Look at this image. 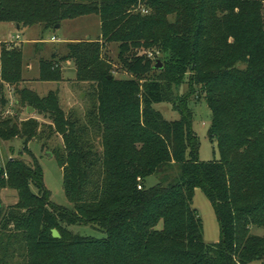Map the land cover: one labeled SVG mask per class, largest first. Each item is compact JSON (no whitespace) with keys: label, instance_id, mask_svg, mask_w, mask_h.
Listing matches in <instances>:
<instances>
[{"label":"trees","instance_id":"1","mask_svg":"<svg viewBox=\"0 0 264 264\" xmlns=\"http://www.w3.org/2000/svg\"><path fill=\"white\" fill-rule=\"evenodd\" d=\"M142 5L151 13L134 12ZM92 14L101 38L118 45L123 71L158 78L138 85L97 70L96 104L84 117L63 113L53 93L38 99L20 92L50 120L49 134L61 137L62 147L50 153L72 208L50 201L27 149L30 162L0 165V189L17 194L6 210L0 202V247L23 240L28 264H264V0H0V23L18 30L54 29ZM69 52L74 56L73 47ZM22 59L21 50L0 45V139L20 137L26 150L34 126L17 130L2 118L7 86L21 82ZM44 65L40 79L56 80ZM184 84L202 93L218 160H198L193 114L187 99L173 93ZM161 103L179 118L165 120L153 109ZM46 138L41 148L48 147ZM150 177L156 182L146 187ZM196 189L216 216L217 243L203 242L191 205ZM74 225L93 226L105 237L72 235ZM254 228L262 235L252 234Z\"/></svg>","mask_w":264,"mask_h":264},{"label":"rangeland","instance_id":"2","mask_svg":"<svg viewBox=\"0 0 264 264\" xmlns=\"http://www.w3.org/2000/svg\"><path fill=\"white\" fill-rule=\"evenodd\" d=\"M134 12L146 15L151 13V10L142 5L136 7ZM52 37L55 41H52ZM1 44L21 50L23 55L21 82L17 86H7L5 94L9 104L5 107L2 118L12 119L11 122L17 130L23 129L25 124L26 127L34 126L35 136L28 141L27 146L25 145L26 150L23 149L24 140L20 137L9 140L0 139V165L4 167L6 162L13 158L30 162L26 154L28 149L38 161L43 186L50 195V201L60 207L72 208L63 190L60 164L57 157L50 153L53 148L62 147L61 137L49 134V129L46 127L51 124L50 120L36 108L27 106L26 102L21 99L20 92L25 90L38 99H43L49 93H53L63 113L84 117L91 106L96 104V80L99 75L97 70L103 68V71H107L110 74L109 77H114L116 81L134 80L138 85L157 79L158 75L148 73L138 79L123 71L117 60L118 45L101 38L100 20L94 14L64 20L57 29H44L38 25L17 30L12 23H0ZM69 47H73L74 56H70ZM52 54H55L56 58L50 63ZM158 57L161 56L158 55ZM41 61L45 63V75L56 80L40 79ZM79 67L85 75L83 81L77 78ZM173 93L179 95L181 99H187L186 105L193 114L192 130L199 142L198 160L203 163L218 160L217 143L215 140H210L207 134L211 117L200 89L194 87L193 91L189 92L184 84ZM153 109L167 121L179 118L178 113L168 103L154 105ZM46 137H50L46 142L48 147L41 148L43 141L47 140ZM155 182L156 179L150 177L145 185L151 187ZM0 202L5 210L13 206L17 202L16 191L0 189ZM191 205L202 222L203 242L205 244L217 243L220 239L218 222L210 202L199 189L194 191ZM68 230L72 235L82 237L94 239L105 237L102 231L90 225H74ZM252 234L261 236L262 230L254 228ZM14 252L17 254L11 258ZM28 262L27 248L23 240L21 242L12 241L7 249L0 247V264H28ZM249 264L262 263L254 261Z\"/></svg>","mask_w":264,"mask_h":264},{"label":"water","instance_id":"3","mask_svg":"<svg viewBox=\"0 0 264 264\" xmlns=\"http://www.w3.org/2000/svg\"><path fill=\"white\" fill-rule=\"evenodd\" d=\"M55 28H56V29L59 28V25H56ZM16 29L18 30L19 27L16 26ZM161 67H162V65H161L160 61L157 60V61H156V66H155V68H156V69H161ZM28 113H30V111H28ZM0 172H1V167H0ZM51 235H52L53 238H55V239H59V234L57 233V231L52 230V231H51Z\"/></svg>","mask_w":264,"mask_h":264},{"label":"built area","instance_id":"4","mask_svg":"<svg viewBox=\"0 0 264 264\" xmlns=\"http://www.w3.org/2000/svg\"><path fill=\"white\" fill-rule=\"evenodd\" d=\"M52 41H55L54 37L52 38ZM138 189H140V187L138 186Z\"/></svg>","mask_w":264,"mask_h":264},{"label":"crops","instance_id":"5","mask_svg":"<svg viewBox=\"0 0 264 264\" xmlns=\"http://www.w3.org/2000/svg\"><path fill=\"white\" fill-rule=\"evenodd\" d=\"M53 38V37H52Z\"/></svg>","mask_w":264,"mask_h":264}]
</instances>
